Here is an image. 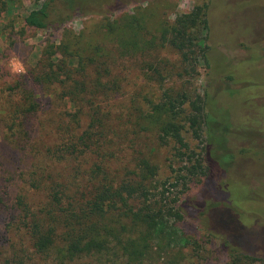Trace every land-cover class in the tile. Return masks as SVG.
<instances>
[{
    "label": "rangeland",
    "instance_id": "374dc122",
    "mask_svg": "<svg viewBox=\"0 0 264 264\" xmlns=\"http://www.w3.org/2000/svg\"><path fill=\"white\" fill-rule=\"evenodd\" d=\"M204 4L208 7L209 67L198 65L190 78L183 73L181 55L162 45L159 36L178 15ZM34 7V0L10 2L0 15V109L7 104L5 98H19L17 92L7 89L22 81L18 76L39 74L45 50L60 44L63 30L30 31L24 27L23 19ZM104 20L97 15H77L64 27L75 34L85 32L92 38L90 44L100 49L96 57L100 69L94 77L110 92L108 100L100 96L94 108L104 113L100 116L106 132L104 142L97 152L56 160L58 156L47 151L62 144L66 132L53 133L51 125L46 126L50 122L36 129L27 144L29 163L48 172L59 171L61 177L53 174V178L68 180L69 188L80 196L89 190L94 165L118 176L144 151L158 169L155 181L172 179L170 166L177 169L180 165L173 160L170 147L159 146L148 133L136 137L122 132H126L130 116L149 112L163 90L197 89L206 101L210 130L203 138L209 140L205 144L211 173L204 188L192 186L189 192L190 199L196 197L199 210H191V217L186 213L185 223L177 224L180 233L190 238L187 245L174 248L163 259L155 257L153 264H264V0H146L128 4ZM108 22L116 28L114 39L105 28ZM81 61L69 60L72 72L79 69ZM93 73H88L89 79ZM29 87L56 122L61 114L74 112L70 102L61 97L60 88L44 90L30 82ZM38 116L36 126L45 119L42 113ZM87 125L88 121H82L74 131L80 134ZM2 128L0 121V131ZM186 139L191 147L200 148L189 135ZM6 166H0V194L10 203L22 192L32 205L45 200V194L23 185L21 172L10 175ZM25 238L19 234L21 244ZM24 247L29 246L26 243Z\"/></svg>",
    "mask_w": 264,
    "mask_h": 264
},
{
    "label": "trees",
    "instance_id": "16d2710c",
    "mask_svg": "<svg viewBox=\"0 0 264 264\" xmlns=\"http://www.w3.org/2000/svg\"><path fill=\"white\" fill-rule=\"evenodd\" d=\"M16 1L21 0H0V15L8 10L10 2ZM138 1L146 0H34L35 7L23 19L27 30L63 33L60 44L43 53L39 74L19 75L22 81L7 88L17 92L19 98H5L7 104L0 109V166L8 165L6 172L10 175L21 172L23 185L45 194V200L38 205H32L23 192L11 203L0 194V264H153L155 257L163 259L174 248L187 245L190 238L180 233L177 224L185 223L186 213L191 217V210H199L196 197L190 199L189 192L192 186L204 188L211 173L205 144L209 140L203 138L210 130L206 101L197 89L163 90L149 112L136 111V116H130L128 128L122 132L136 137L148 133L159 146L170 147L173 160L180 165L177 169L170 166L172 179L155 181L158 169L144 151L118 176L94 165L89 190L80 196L69 188L68 180L59 182L53 178V174L61 177L59 171L36 167L25 155L36 129L50 122L46 126L51 125L53 133L66 132L64 142L47 151L58 156L56 160L99 151L106 135L100 117L104 113L94 105L100 96L108 100L110 92L99 77H94L100 69L96 59L100 49L90 44L92 38L85 32L75 34L64 27L77 15H97L106 21ZM207 8V4L196 5L178 15L159 36L162 45L181 55L183 73L190 78L198 65L209 67ZM105 28L112 39L117 36L110 22ZM75 58L82 59L81 66L72 72L69 60ZM90 71L94 72L92 79ZM29 82L44 90L60 88L61 97L70 102L74 112L61 114L56 122L57 118L54 120L51 112L42 108L40 96ZM39 113L45 119L37 121L36 126L34 120L40 118ZM82 121H88V125L76 134L74 129L80 128ZM186 135L198 141L200 148L191 147ZM20 233L29 247L19 242ZM240 256L246 258L245 254Z\"/></svg>",
    "mask_w": 264,
    "mask_h": 264
}]
</instances>
